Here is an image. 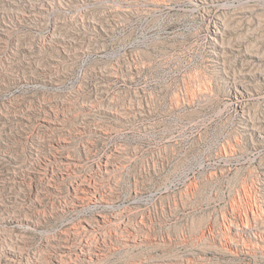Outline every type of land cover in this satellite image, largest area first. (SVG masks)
Here are the masks:
<instances>
[{
	"label": "rangeland",
	"instance_id": "374dc122",
	"mask_svg": "<svg viewBox=\"0 0 264 264\" xmlns=\"http://www.w3.org/2000/svg\"><path fill=\"white\" fill-rule=\"evenodd\" d=\"M0 264H264V0H0Z\"/></svg>",
	"mask_w": 264,
	"mask_h": 264
}]
</instances>
